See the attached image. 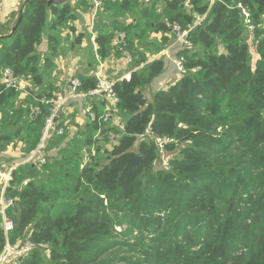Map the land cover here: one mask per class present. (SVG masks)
<instances>
[{
    "label": "trees",
    "instance_id": "obj_1",
    "mask_svg": "<svg viewBox=\"0 0 264 264\" xmlns=\"http://www.w3.org/2000/svg\"><path fill=\"white\" fill-rule=\"evenodd\" d=\"M142 1L105 4L95 23L100 61L122 57L119 33L131 58L130 76L113 85L117 114L127 117L117 141L108 148L97 143L117 132L95 113L68 142L73 148L62 149L68 130L59 123L55 131L64 133L50 135L45 163L11 174L4 191L13 201L5 211L14 224L9 242L35 246L16 264H264V0H162L164 16L140 8ZM48 2L29 0L16 30L0 38L1 152L35 149L49 115L45 101L60 95L38 72L43 33L50 32L52 55L62 32L72 33V41L63 39L72 47L83 38L75 34L70 0ZM238 6L255 26V59ZM131 13L132 24L116 20ZM173 25L191 43L178 55L185 74L148 101L145 92L165 65L149 62L161 47L137 45L147 31L165 35L164 47ZM1 29L0 37L7 34ZM4 70L23 82V92L4 86ZM78 79V93L97 86L86 75ZM154 138L176 154L169 170H154ZM3 246L0 228V252Z\"/></svg>",
    "mask_w": 264,
    "mask_h": 264
},
{
    "label": "crops",
    "instance_id": "obj_2",
    "mask_svg": "<svg viewBox=\"0 0 264 264\" xmlns=\"http://www.w3.org/2000/svg\"><path fill=\"white\" fill-rule=\"evenodd\" d=\"M24 0H0V27L4 29L7 34L1 36L0 38L8 37L14 27L17 20L19 10L22 7ZM72 6L76 8L77 21L74 23V28L77 34L83 36L82 41L79 45H71L72 33L62 32L60 38L59 48H56L57 53L52 55L51 48L52 45L49 42L50 32L48 29L43 33L41 41L36 48V52L40 57V62L38 64V72L42 77L44 85H53L58 87L59 96H63L66 100L61 107L58 124L63 123L67 127V140L71 141L76 139L79 135L85 132L89 126L94 121L90 114H102L105 101L102 96L90 97L85 96L86 93H80V96H72L69 93V81L72 78H80L86 75L88 78H93L91 72L94 71L99 65L105 68V78L111 81H121L128 77L131 73V61L127 62L126 52L121 50L123 53L122 57H118L116 54H111L106 60L100 61L97 56V49L95 38L97 35V24H95L99 16L103 13V7L99 10L97 16L92 18V0H70ZM162 9L165 8L164 2L156 3V6ZM188 9V7H185ZM157 12V11H156ZM16 14V18L15 17ZM159 14V13H158ZM204 17L201 19L203 20ZM64 36H68V41H64ZM151 43H155L161 50L149 57V62L154 60H162L164 63L163 73L155 78L147 91L145 92V97L148 101L151 97L158 91H165L171 84L177 82L180 79V75L177 68L174 65V60H179L178 55L183 49H169V45L172 39L168 40V44L164 47L160 46L162 39L165 35L152 34L150 33ZM244 37L249 44V56L255 59L254 47L252 46V36L248 35L246 32ZM168 38V36H166ZM172 38V36H171ZM137 44V41H135ZM113 45H115L113 43ZM140 48V43L137 45ZM126 53V54H125ZM168 82V84H165ZM89 111V112H88ZM112 120L107 122L109 124L107 128H114L117 133L122 132L123 120L117 115ZM73 136V138H71ZM69 144L65 142L61 145V148L68 149ZM58 151L49 153L50 156H57ZM89 151L87 150L86 153ZM24 162V155L18 152V150H13L8 148L6 151H0V205L5 201L4 191L8 187L11 181V174L17 168L26 165L28 163ZM17 166L12 172L11 168ZM2 215L0 213V228L2 230L4 238V250L9 242V234H5L2 229ZM16 245V244H15ZM0 252V254L2 253ZM30 252H27L23 257H26ZM13 263V262H12ZM11 264V263H10ZM13 264H16L15 262Z\"/></svg>",
    "mask_w": 264,
    "mask_h": 264
},
{
    "label": "built area",
    "instance_id": "obj_3",
    "mask_svg": "<svg viewBox=\"0 0 264 264\" xmlns=\"http://www.w3.org/2000/svg\"><path fill=\"white\" fill-rule=\"evenodd\" d=\"M118 1L119 0H92V18L94 19L97 16L99 10H101V8L105 4H115ZM238 8L241 9L245 32L248 35L252 36L255 30V26L252 23L250 12L247 9L241 8L240 6H238ZM171 32H172V41L169 45V49L178 48L184 50L191 47V43L187 37L186 31L182 32L177 25H173L171 27ZM124 40H125L124 34L120 33L117 35V42L121 46V49L124 48L122 46H125ZM125 56L127 62H130L131 61L130 56L128 54H126ZM173 63L177 68L179 75L180 76L184 75L185 70L180 60L178 59L174 60ZM104 75H105V68L102 65H99L94 71H92L91 76L96 80L97 86L94 90L89 91L84 95L90 97L102 96L104 98L105 107L101 115L102 116L101 118H102V123L106 124L117 115V110H116L117 98L113 91L114 81L107 80ZM128 77L124 79H127ZM1 82L4 84L6 88L15 89L16 91L23 92L25 88L23 82L19 80L12 73L11 70H4L2 72ZM68 85H69L68 87L69 93L72 96H76V97L80 96V93H78V90L82 86L80 79L72 78L70 79ZM65 100L66 98H64L63 96H58L53 100L45 101V103L50 106V109H49V115L45 120L42 136L35 149H33L27 155L22 154L24 155L23 163H28L32 165H43L45 163L46 143L50 135L55 131V126L58 124L61 107L63 106ZM34 113L37 114L38 110H35ZM90 116L94 120L95 116L93 114H90ZM55 132L57 133V135H63L64 130L62 127H59L56 129ZM154 141L158 146V150L163 151V146L165 143H167V141L165 139H160V138H154ZM16 167L17 166L12 167L10 172H12ZM12 205H13V201L11 200L4 201L0 205V213L3 216L2 229L6 235L11 233L14 227L12 220L8 219L5 215L6 209ZM34 248H35L34 244H31L29 242H25L24 244H20V245L7 244L4 250L2 251V253L0 254V264H10L17 260H20L27 252H31Z\"/></svg>",
    "mask_w": 264,
    "mask_h": 264
},
{
    "label": "rangeland",
    "instance_id": "obj_4",
    "mask_svg": "<svg viewBox=\"0 0 264 264\" xmlns=\"http://www.w3.org/2000/svg\"><path fill=\"white\" fill-rule=\"evenodd\" d=\"M157 2H160V0H143L142 3H141V6L140 8H145V9H148V10H154V11H157V13L159 14H162V16H164V13L162 12V9L159 7L156 6V3ZM18 17V16H17ZM133 14H127L123 17H118L116 20L119 21V22H122L123 24H125L124 26L128 25V24H132V21H133ZM16 18V14H15V17ZM112 20V18H111ZM164 20V18H163ZM1 29V28H0ZM2 32H4V29L2 28L1 29ZM143 35H142V38L140 40V46L143 44V43H151V38L149 37L150 36V33H148L147 31H143ZM120 34V33H119ZM123 34V33H122ZM118 35V34H117ZM124 44L126 46L127 42H126V39L124 40ZM124 47V46H122ZM124 50H125V47H124ZM165 84H168V82H166ZM152 99V97H151ZM118 115V114H117ZM116 115L117 119H118V116ZM123 120V123L126 121L127 117L125 115H121L120 116ZM106 126H109V124H106ZM70 134L67 135L66 133V136H69ZM120 133H117V134H113L111 133V136L110 139L108 140V142H106L105 140H99L97 143L103 147H109L112 143H114L115 141H117L118 137H119ZM73 138V136L71 137ZM69 142V141H67ZM74 145H69L68 148H73ZM158 147V146H157ZM158 155H159V161H157L156 165H155V171L158 172V171H166V170H169V161L172 160L176 154H173V153H169V152H166L163 150H159L158 151Z\"/></svg>",
    "mask_w": 264,
    "mask_h": 264
},
{
    "label": "water",
    "instance_id": "obj_5",
    "mask_svg": "<svg viewBox=\"0 0 264 264\" xmlns=\"http://www.w3.org/2000/svg\"><path fill=\"white\" fill-rule=\"evenodd\" d=\"M29 0H24L23 4H22V7L21 9L19 10V13H18V17H17V20L14 24V27L12 28V31L10 33V35L16 30V28L18 27V25L20 24L22 18H23V9H24V6L26 5V3L28 2ZM65 2V0H49L48 2V6H52V5H62L63 3ZM9 35V36H10ZM8 36V37H9ZM138 162V159L135 161V163Z\"/></svg>",
    "mask_w": 264,
    "mask_h": 264
}]
</instances>
